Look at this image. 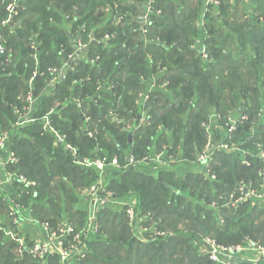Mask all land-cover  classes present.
Returning a JSON list of instances; mask_svg holds the SVG:
<instances>
[{"label": "trees", "instance_id": "1", "mask_svg": "<svg viewBox=\"0 0 264 264\" xmlns=\"http://www.w3.org/2000/svg\"><path fill=\"white\" fill-rule=\"evenodd\" d=\"M15 1L14 25L0 27L6 48L0 55V131H9L19 158L8 171L38 186L15 183L12 192L41 221L82 227L88 204L80 189L97 184L101 174L77 164L65 146L69 144L80 160L108 161L105 189L120 203L133 196L148 227L167 233L156 239L147 234L149 240L142 241L129 225L127 205L114 199L100 211L99 235L88 242L79 264H216L196 245L199 233L226 246L250 240L264 247V202L247 200L237 209L221 206L242 181L260 190L264 185V0H252L256 16L251 17L244 0H219L216 15L205 0H156L155 12L161 14L152 13L146 37L139 32L146 0ZM15 1H0L1 19ZM202 19L204 27L198 25ZM90 35L95 41L90 42ZM106 35L115 37L107 41ZM78 38L88 45L84 51L77 50ZM203 49L210 56L207 63ZM64 63L65 75L49 86L53 76L48 69ZM36 71L39 76L30 88ZM154 78L158 86L145 104L149 125L127 130V123H137L143 111L138 95ZM30 91L35 98L31 116L39 121L11 126L28 105ZM213 109L221 116L236 110V130L229 134L245 151L216 154L211 163L216 180L184 164L196 163L204 148V123ZM50 112L52 127L66 135L65 144L45 130L41 120ZM226 121L220 125L228 130ZM220 132L222 140L232 141ZM155 146L182 161L152 169L146 160L125 168L127 157L145 160ZM114 158L122 169L112 166ZM6 210L0 198V221L11 224ZM183 220L194 231H178ZM0 264L41 263L20 257L16 243L0 231ZM47 264L60 262L51 257Z\"/></svg>", "mask_w": 264, "mask_h": 264}, {"label": "built area", "instance_id": "2", "mask_svg": "<svg viewBox=\"0 0 264 264\" xmlns=\"http://www.w3.org/2000/svg\"><path fill=\"white\" fill-rule=\"evenodd\" d=\"M3 2V0H0ZM15 1V0H14ZM206 7L212 8L213 14L216 15V10L220 6L219 0H205ZM155 3L156 0H146L144 8L141 12L143 25L139 32L146 37L148 33L147 26L149 25L152 17V13H156L158 15L161 14V11L155 12ZM17 10L16 1L10 3L7 6L8 15L6 18L1 19L0 17V27L6 28L7 25H11V16H14ZM108 12V9L105 10ZM198 25L204 27L205 21L204 19L198 22ZM82 31L85 32V28H82ZM115 36L106 35L105 40H110ZM2 40V39H1ZM95 41V37L90 35V42ZM77 47L80 51H84L87 49L88 45L84 43L81 39H77ZM32 48L36 50L37 44L36 42L32 43ZM6 54V48L3 44V41L0 42V55ZM203 62L207 63L210 60L209 53L203 49L202 53ZM85 55L84 57H86ZM35 59L38 61V55H34ZM70 59L73 61L74 55H70ZM67 64L64 63L62 67H53L49 68L48 71L52 74V79L49 82V86L54 85L57 81L65 75ZM39 76L37 71L35 72L34 77L30 80L29 87L32 88V84L34 79ZM158 81L154 78L153 83L150 84L148 89L143 93L138 95V99L141 100L143 106V112L139 115V120L137 121L135 129L146 127L149 125V116L146 112L145 104L149 101L151 94L154 92ZM109 88H113V85L110 84ZM34 94L30 91L27 96L28 108L23 107L22 112L18 111V113H27L25 117H27L26 123H36L39 121L36 118L31 116L32 111L34 110L35 100L33 99ZM138 101V100H137ZM140 103V104H141ZM27 111V112H26ZM48 113L41 121L44 122L45 129L54 131L56 135L57 143L65 144L66 135L63 136L56 132L54 127L51 124V117ZM30 115V116H29ZM24 116V115H23ZM19 115V117H23ZM29 116V117H28ZM210 118V116H209ZM220 119V116H219ZM217 120V119H216ZM228 123L227 126L229 128V133L235 131L237 121L232 120L231 117L227 118ZM219 121V120H217ZM20 123L15 124L18 126ZM24 124V123H23ZM216 124H214L215 126ZM20 126V125H19ZM212 126V125H211ZM205 129H209V122L204 124ZM134 127L127 125V130H131ZM89 136L93 137V133L89 132ZM13 142L12 136L9 132H2L0 135V198L3 200L7 207L6 216L11 224H7L6 227L5 220L0 221V231L4 233L6 237H9L10 240L16 242V253L20 255V257L29 256L31 259L38 261L41 264H47L51 257H57L59 259L60 264H79L82 260H84L87 256L88 242L92 239L94 235L99 231V213L103 208H105L109 202H113L114 197L111 192H108L105 189V181H99L97 184H94L84 190L82 193L86 196L88 200L87 207V217L85 223L82 227L74 223H60L58 226H53L50 222L39 221L38 219L32 218L31 213L32 209H30V216L28 218L25 217L24 206L20 202V196H17L16 193L12 192V188L15 183H18L26 188L37 187L38 182L35 180H29L22 174H17L15 172H9L8 166L11 164H18L19 158L16 155V152L13 150ZM68 149L72 150L74 153V160L77 164L81 166L87 167H95L100 172L103 171L104 167L108 165V161L106 160H89L84 159L79 161L77 156V151L72 148L71 145L67 144ZM227 144L225 142H220L217 149L208 148L205 151L199 152L197 154V163L204 167V173L206 176L211 177L212 180H216L217 176L211 171V163L214 160V156L218 153H222L228 150ZM262 158L264 155L261 154ZM131 164L134 162L132 159L130 160ZM156 163H162L164 160L159 155L154 159ZM118 161L116 159L113 160L112 166L119 167ZM249 165L248 161L244 162ZM247 197H251L254 201L264 202V185H262L261 190L253 187L252 184L246 185L244 181L239 183L235 192L230 193L229 197L225 198V201L222 207L225 208H233L237 209L242 203L245 202ZM223 200V198H221ZM121 204V203H120ZM127 205L126 215L129 221V225L134 233H137L139 238L147 242L149 239L146 236L150 235L152 239H156L158 237H162L167 235L166 232L161 231L153 225L149 228H143V231L139 232V227H137V222L139 220L140 212L136 211V200L128 201L124 203ZM213 207L218 208V204L214 202L212 204ZM32 224L35 227V238H31L24 232V226L26 224ZM30 229V228H29ZM34 239V240H33ZM196 245H199L201 251L209 258V260L216 264H236L238 260H251L256 262L258 260H264V247L259 246L258 244H253L250 240L246 241L245 244L238 245H230L226 246L220 244L211 237H201L196 242ZM251 250V252H255L258 256L257 259H253L251 257L245 258L247 253Z\"/></svg>", "mask_w": 264, "mask_h": 264}, {"label": "rangeland", "instance_id": "3", "mask_svg": "<svg viewBox=\"0 0 264 264\" xmlns=\"http://www.w3.org/2000/svg\"><path fill=\"white\" fill-rule=\"evenodd\" d=\"M245 1V4L248 6H246L245 5V7H247V11H248V13H249V15H248V17L250 16L251 17V15H254V13H253V11H252V9H253V7H254V3H253V1L252 0H244ZM254 16H256V13H255V15ZM246 17H247V15H246ZM33 99L35 100V98L33 97ZM138 101H137V105L139 106L140 105V103H141V100H139V99H137ZM27 104H28V102H27ZM26 108H28V105H26ZM234 112H231V113H229V114H227L226 116H224V115H222L221 116V114H219V112H217L215 109H213V110H211V112H210V118L207 120L208 122H209V124H210V127H209V129L207 130V129H205V139H206V143H205V146H204V148L201 150V152L202 151H205L206 149H208V148H216L217 149V146H219V144H220V142L222 141V142H225V144H227V145H229L228 146V150H226V151H224V152H222V154H229V153H231V154H233V153H236L237 151H242L243 153L245 152V151H243L242 149H241V146H240V142H238L237 140H234L233 139V137H232V135L231 134H229V129L228 130H226V128L225 129H223L222 127H221V125H220V123L221 122H224L228 117H231V119L232 120H237L238 118H237V116L235 115V112H236V110H233ZM21 112H22V110H21ZM27 112V111H26ZM143 112V111H142ZM145 112V111H144ZM143 112V113H144ZM146 112L148 113V109H146ZM17 115H18V120L16 121V123H12L11 124V126H14L15 124H17V123H20L17 127H20V128H22V127H25V126H27L28 124H25L26 123V120H27V117H25L26 115H27V113H17ZM19 115H21V116H23V117H19ZM30 116V115H29ZM28 116V117H29ZM219 116H220V119H219ZM240 116H242V118H245V117H243V109L241 108L240 109ZM220 120V122L219 121H217V120ZM207 121H205V122H207ZM227 123H228V120L226 121ZM24 123V124H23ZM227 123H226V125H227ZM205 124V123H204ZM214 124H216L215 126H214ZM127 125L129 126H131V127H136V124H133V123H127ZM212 125V126H211ZM16 126V125H15ZM144 127V126H143ZM215 127V128H214ZM219 128H220V130H221V132L219 131ZM45 130H47V131H51V132H54V131H52V130H48V129H45ZM236 130V129H235ZM2 132H9V131H0V135L2 134ZM57 132V131H56ZM218 132H220L221 134H223V135H228L227 137L228 138H230L232 141H227L226 142V140H222L221 138H220V136L219 135H217L218 134ZM225 137V136H224ZM171 138V137H170ZM172 139V138H171ZM66 146V145H65ZM211 146H213V147H211ZM67 149H68V146L66 147ZM163 150L164 149H159V148H157V146H155V149H153V151H154V155L153 156H151V157H146V159L145 160H138V161H135L134 160V158H133V156H130V157H127V159H126V161H128V164L127 165H125V168H127V167H135V166H137L139 163H141V162H143V161H148V160H150V162L148 163V166H149V168H154V169H156V167L157 168H159V167H166V166H168V167H172V166H174L176 163H178V162H181L182 160L181 159H179L178 158V155L177 154H175L174 153V155L173 154H171V155H169V154H167L166 152H163ZM254 150V149H253ZM218 154H221V153H218ZM245 154V153H244ZM1 155L2 154H0V157H1ZM161 156V158L164 160V162H162V163H156L155 161H154V159L156 158V157H158V156ZM84 159H89V160H93V159H90V158H88V157H85V158H83V160ZM114 159H116V158H114ZM113 159V160H114ZM129 159V160H128ZM133 160L134 162L131 164V161L130 160ZM94 160H100V161H102V160H105V159H94ZM113 160H112V162H113ZM117 160V159H116ZM79 161H82V160H79ZM118 161V160H117ZM119 162V161H118ZM213 162V161H212ZM184 164H186L188 167H189V169L192 171V169H193V171L194 172H197V170H202L203 171V173H204V167L201 165L200 166V164L199 163H197V161H196V163H192V164H189V163H184ZM118 165H119V167L117 168V169H122L123 167H122V165H121V163L119 164L118 163ZM85 166V165H84ZM107 166V165H106ZM106 166L104 167V169H103V171L102 172H100V174H101V176H100V179L99 180H103V177H104V170H106L105 168H106ZM85 167H87V166H85ZM187 167V168H188ZM98 170V169H97ZM99 171V170H98ZM205 174V173H204ZM205 176H206V174H205ZM206 177H208V175L206 176ZM103 181H105V180H103ZM86 188H84V190H85ZM84 190H82V189H80V197L82 198V199H84L85 198V202H84V205L85 204H88V200H87V198H86V196L85 195H81V192L83 193L84 192ZM108 192H111V191H108ZM111 194L113 195V197H114V194H113V192H111ZM114 199H115V201L117 200V204H120V202H119V200L116 198V197H114ZM133 199H135L133 196L129 199V201H132ZM247 200H249V201H251V203L253 202V204H254V200L253 199H251V197H247L246 198V200H245V202H247ZM127 203V202H126ZM22 205H24V204H22ZM83 205V203H82V206H84ZM121 205H125L124 204V202H121V204H120V206ZM255 205V204H254ZM25 208H24V212H25V217L26 218H28L29 216H30V208H28V207H26V206H24ZM87 207H88V205H87ZM32 209V208H31ZM6 215V214H5ZM4 215V216H5ZM30 217H32V218H35L34 216H33V211H32V213H31V216ZM35 219H38V218H35ZM39 221H40V219H38ZM4 221V220H3ZM44 222H47V221H44ZM224 222H225V220L222 218L221 219V223L222 224H224ZM51 223V222H50ZM64 223H67V222H64ZM5 225H6V227H8L7 226V224L6 223H4ZM100 225V224H99ZM149 225H147V220H145V218H144V215H143V217H139V220H138V222H137V227H143V228H149L148 227ZM177 227V229H178V231H181V232H186V233H188V232H192V231H194L193 229H192V225H191V222H188V221H185V220H183V221H180L179 223H178V225L176 226ZM30 228V229H29ZM24 232L30 237V239L33 237V238H35V227H33L32 226V224H26L25 226H24ZM170 231H171V229H169ZM140 231H143V229H139V232ZM99 232L100 231H98L97 233H96V235H94L93 237H96L97 235H99ZM199 236H201V237H203L202 236V234L201 233H199ZM9 238V237H8ZM211 238H214L215 240H217L214 236H211ZM34 240V239H33ZM9 241H11L10 240V238H9ZM12 242V241H11ZM217 242H218V240H217ZM12 243H16L15 241H13ZM219 243V242H218ZM221 244V243H220ZM196 246V245H195ZM197 246H199V245H197ZM249 257H251V258H253V259H257L258 258V256H257V254L255 253V252H251V250L247 253V255L245 256V258H249ZM258 260V259H257Z\"/></svg>", "mask_w": 264, "mask_h": 264}, {"label": "water", "instance_id": "4", "mask_svg": "<svg viewBox=\"0 0 264 264\" xmlns=\"http://www.w3.org/2000/svg\"><path fill=\"white\" fill-rule=\"evenodd\" d=\"M10 19H11V23H10V24H11V25H14V20H15V19H14V16H11ZM131 138H132V136L130 135V136H129V141H131ZM128 160H129V159H128Z\"/></svg>", "mask_w": 264, "mask_h": 264}]
</instances>
